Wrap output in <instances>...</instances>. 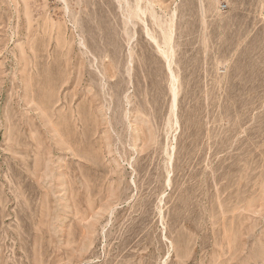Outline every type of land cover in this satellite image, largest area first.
<instances>
[{
  "label": "rangeland",
  "instance_id": "374dc122",
  "mask_svg": "<svg viewBox=\"0 0 264 264\" xmlns=\"http://www.w3.org/2000/svg\"><path fill=\"white\" fill-rule=\"evenodd\" d=\"M0 264H264V0H0Z\"/></svg>",
  "mask_w": 264,
  "mask_h": 264
},
{
  "label": "bare ground",
  "instance_id": "6f19581e",
  "mask_svg": "<svg viewBox=\"0 0 264 264\" xmlns=\"http://www.w3.org/2000/svg\"><path fill=\"white\" fill-rule=\"evenodd\" d=\"M174 100H175V99H174ZM175 101H176V100H175ZM56 130H57V129H56ZM66 141H67V140H66ZM73 153H74V151H73ZM108 210H109V209H108ZM110 210H111V209H110ZM90 212H91V211H90ZM92 212H93V211H92ZM109 213H110V212H109ZM89 214L91 215V213H89ZM96 214H97V216H98V213H95V214L93 213L92 215H96ZM87 216H88V215H87ZM97 216H94L93 218L96 219ZM99 216H100V215H99ZM91 218H92V217H91ZM93 218H92V219H93ZM84 219H86V218L84 217L83 220H84ZM89 219H90V218H89ZM94 219H93V220H94ZM97 219H99V218H97ZM86 221H87V220H86ZM94 221H96V220H94ZM96 222H97V221H96ZM93 223H94V222L92 221V224H91V225H93ZM94 224H95V223H94ZM87 225H88V224H87ZM89 226H90V225H89Z\"/></svg>",
  "mask_w": 264,
  "mask_h": 264
}]
</instances>
